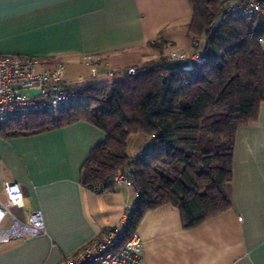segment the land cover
I'll return each instance as SVG.
<instances>
[{"label": "crops", "instance_id": "crops-1", "mask_svg": "<svg viewBox=\"0 0 264 264\" xmlns=\"http://www.w3.org/2000/svg\"><path fill=\"white\" fill-rule=\"evenodd\" d=\"M193 15L190 0H0V54L62 60L67 82L82 77L88 86L105 84L103 70L91 77L88 57L101 56L112 69L123 70L172 50L192 53ZM154 41L167 44L162 54ZM261 46L264 51V40ZM138 135L131 136V158L149 141ZM105 139L106 133L87 121L35 135L0 136V199H6V181L19 183L26 209L41 211L45 225L44 233L0 243V264H63L128 219L138 199L135 188L96 193L81 183L83 164ZM227 193L230 208L193 227L184 226L172 204L147 213L136 230L144 242L141 264H264V101L258 118L236 133ZM24 211L13 208L20 217Z\"/></svg>", "mask_w": 264, "mask_h": 264}, {"label": "trees", "instance_id": "trees-1", "mask_svg": "<svg viewBox=\"0 0 264 264\" xmlns=\"http://www.w3.org/2000/svg\"><path fill=\"white\" fill-rule=\"evenodd\" d=\"M190 1L194 15L189 30L205 39L203 62L182 69L161 55L135 66V75L87 85L66 109L0 124L4 138L78 121L102 129L106 139L83 164L81 183L94 190L96 184L111 183L119 169L132 170L138 199L128 211L126 237L147 213L165 204L180 210L188 228L228 210L236 133L258 118L264 101V18L227 20L221 0ZM151 45L162 54L167 44ZM138 133L154 136L143 153L131 158L129 139Z\"/></svg>", "mask_w": 264, "mask_h": 264}, {"label": "built area", "instance_id": "built-area-1", "mask_svg": "<svg viewBox=\"0 0 264 264\" xmlns=\"http://www.w3.org/2000/svg\"><path fill=\"white\" fill-rule=\"evenodd\" d=\"M221 1L222 16L227 20L264 18V0ZM202 41L201 37H195L196 49L192 53L172 50L164 54V62L182 69L193 68L205 59ZM85 64L93 78L99 76L101 70L109 79L118 74L135 75L137 72L135 66L114 70L101 56H90ZM65 73L66 66L62 60L48 62L37 56L0 54V124L31 113H56L77 102L87 87L85 80L81 77L76 82H67ZM123 187L134 188L133 173L128 167L119 169L111 183L96 184L92 191L109 193ZM3 190L6 199H0V243L15 237L44 233L43 214L26 209L20 184L6 181ZM13 208L25 210L23 217L16 215ZM126 222L127 219L123 218L120 226L105 229L100 238L85 244L63 264H141L144 242L137 231L125 236Z\"/></svg>", "mask_w": 264, "mask_h": 264}, {"label": "rangeland", "instance_id": "rangeland-1", "mask_svg": "<svg viewBox=\"0 0 264 264\" xmlns=\"http://www.w3.org/2000/svg\"><path fill=\"white\" fill-rule=\"evenodd\" d=\"M221 21H222V17H220L219 19H217L216 21H215V24H214V26L217 28L218 26H219V24L221 23ZM163 61H164V59H163ZM137 66V65H136ZM128 68V67H127ZM90 70V69H89ZM102 71V70H101ZM122 76H121V74L120 75H118V76H116V77H114V78H111V79H107V81H108V83L109 82H113L114 80H117V79H120ZM98 85H104V82H99L98 83ZM139 135V137H138V140L139 141H142L143 143H144V141H145V135L143 134V133H138ZM149 137V136H148ZM135 137H131V140H130V146H128V152L129 153H133L132 151H134L133 150V140H135L134 139ZM146 144V143H145Z\"/></svg>", "mask_w": 264, "mask_h": 264}, {"label": "water", "instance_id": "water-1", "mask_svg": "<svg viewBox=\"0 0 264 264\" xmlns=\"http://www.w3.org/2000/svg\"><path fill=\"white\" fill-rule=\"evenodd\" d=\"M195 65H197V63Z\"/></svg>", "mask_w": 264, "mask_h": 264}]
</instances>
